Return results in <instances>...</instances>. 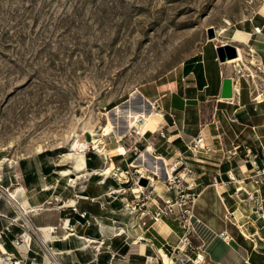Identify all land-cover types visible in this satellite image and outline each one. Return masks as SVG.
I'll return each mask as SVG.
<instances>
[{
    "label": "rangeland",
    "instance_id": "obj_1",
    "mask_svg": "<svg viewBox=\"0 0 264 264\" xmlns=\"http://www.w3.org/2000/svg\"><path fill=\"white\" fill-rule=\"evenodd\" d=\"M262 11L264 0H0V182L5 194L37 181L49 184L45 211L52 213L60 205L67 220L73 214L89 215L70 200L82 195L89 201L91 186L102 180L115 210L126 206L122 198L130 182L136 190L143 187L142 197L148 196L151 189L142 179L149 182L151 162L138 158L140 135L112 109L149 110L152 106L143 100L150 96L152 105L158 104L152 110L162 115L168 95L155 96L156 85L182 68L194 70L195 61L224 44L241 49L240 61L218 62L219 72L233 79L240 94V85L248 86L244 77H256L259 67L252 50L230 40L235 28L255 22ZM136 91L140 95L131 99ZM107 118L119 135H103ZM92 138L104 152H97ZM76 139L88 144L83 156L93 169L76 172L74 159L65 154ZM112 146L130 147L131 155L115 156ZM111 163L110 174L100 175ZM67 169L71 173L63 175ZM8 183L15 185L9 189ZM191 192L197 200L199 193ZM30 194L34 200L39 197L37 189ZM120 220L111 221L120 246L130 240L125 231L119 235V227L127 232L146 223ZM82 224L88 226L85 220ZM65 225L68 233L80 226L73 218Z\"/></svg>",
    "mask_w": 264,
    "mask_h": 264
},
{
    "label": "crops",
    "instance_id": "obj_2",
    "mask_svg": "<svg viewBox=\"0 0 264 264\" xmlns=\"http://www.w3.org/2000/svg\"><path fill=\"white\" fill-rule=\"evenodd\" d=\"M255 25L262 26L260 32H254ZM233 37L231 43L254 52L259 67L256 77H244L248 86L243 82L240 94L233 88L234 96L221 97L224 75L218 70L216 49L204 54L202 61H195L196 66L191 68L194 70L184 72L182 68L169 81L156 85L155 96L168 95L165 103L161 101L164 113L154 130L139 134L143 149L137 151L138 158L145 154L151 162L148 196L142 197V191L136 192L130 182L122 198L126 206L115 210L106 198L110 195L104 193L102 186L106 182L102 180L91 186L89 201L82 195L79 200H70L89 215L73 214L74 223L80 226L68 233L65 223L72 218H65L58 209L60 205L52 213L45 211L49 184L37 181L34 185H20L12 190L14 198H10L0 182V230L9 228L0 239V259L6 251L25 264H158L160 250L171 253L183 232L169 215L156 221L152 218L163 200L174 197V191L165 184V175L170 172V164L183 157L192 170L188 179L193 191L199 193L193 208L199 220L194 222V238L196 243L202 242L207 260L212 264H264V11L255 22L235 28ZM144 98L151 101L150 96ZM200 137L201 147L193 151L192 144ZM122 147L130 156L131 148ZM234 149L238 151L232 156ZM154 162L161 165L158 174ZM85 163V169H93L86 159ZM14 185L8 183L7 188ZM33 189L39 195L36 200L30 194ZM106 189L113 190L111 186ZM132 219L146 223H137L127 232L119 227V235L125 231L130 240L120 246L111 221ZM84 220L88 222L86 227ZM221 232L229 239H221ZM19 236L24 241L15 245ZM82 237L100 245L93 246L94 242L87 246Z\"/></svg>",
    "mask_w": 264,
    "mask_h": 264
},
{
    "label": "built area",
    "instance_id": "obj_3",
    "mask_svg": "<svg viewBox=\"0 0 264 264\" xmlns=\"http://www.w3.org/2000/svg\"><path fill=\"white\" fill-rule=\"evenodd\" d=\"M260 30L261 28L259 27L254 28V32L256 33ZM161 135H163V133ZM200 141L201 137L192 144L193 151L197 147H201ZM237 151V149H234L230 152V154L235 156ZM246 151H248V148H246ZM191 173L192 170L185 161V158L180 157L174 162L171 166L170 172H167L165 175V184L169 190L174 191V197L163 200L161 206L158 207L157 212L153 213L152 218L156 221L162 215H169L176 220L182 228L183 232L179 239V243L172 249L170 254L174 264H212L209 260H207V253L204 250L202 242H193V238L195 237L194 222L196 221L199 223V220L193 212L197 195L191 192L193 185L188 179ZM256 181L258 182L259 180ZM84 215L85 214H83V216ZM8 230V226L0 230V239L3 237L4 232ZM219 237L224 241L229 239L225 232H221ZM23 241V237L19 236L14 240V244L19 245ZM0 264L25 263L24 260L17 259L12 253L4 251L2 252ZM108 264L111 263L109 262Z\"/></svg>",
    "mask_w": 264,
    "mask_h": 264
},
{
    "label": "bare ground",
    "instance_id": "obj_4",
    "mask_svg": "<svg viewBox=\"0 0 264 264\" xmlns=\"http://www.w3.org/2000/svg\"><path fill=\"white\" fill-rule=\"evenodd\" d=\"M226 23H229L228 21H226ZM261 31V30H260ZM259 31V32H260ZM238 34H241V32H238ZM218 37H221L219 34H217ZM217 40V39H216ZM226 45V44H224ZM223 45V46H224ZM238 53V57L234 58V59H230L224 62V64H231L233 62L236 61H240L242 59V53H241V49L238 47H235ZM140 95L139 91H136L134 93L131 94V99L134 98L135 95ZM144 104H148L150 106L151 103L147 100L144 99L143 100ZM144 106V105H143ZM153 106L151 107V109L146 110L145 108L139 111L133 110L131 107L129 108H123L121 105H118L116 107H114L112 110L114 112L115 115H117L118 117L124 116L126 119V127L129 129L135 128L136 131L139 134H144L146 132V130L151 129L154 130L157 127V123L159 121V119L161 118L160 113H158L157 111H153ZM152 110V111H151ZM92 136H94V130L90 131ZM116 133L117 135H119L120 133H118V129H115L114 123L111 120V118H107V125L106 127L103 128V135H109L110 133ZM92 143L94 144V148L97 149L98 153H102L104 152V149L101 148V146L99 145V143L97 144V140L92 138ZM86 143H81L78 141V139L74 140V142L70 145V149L67 153H65L67 156H69V158L74 159V163H75V170L76 172H80L83 171L86 167V163H85V159H84V150L87 148ZM39 153L41 152V149H39L38 151ZM114 153L117 154H125V150L123 147H119L115 150H113ZM141 157L145 160V154H142ZM162 160V158H160ZM4 160H8L7 158H4ZM1 163V161H0ZM165 163V160L163 161V163H161V165H163ZM159 163L154 162V166L155 168V172L158 174L159 173V168L161 166ZM113 167V164L111 163L110 166L106 167L102 172L101 175L102 176H107L110 174V170ZM141 171L143 172L144 169L141 168ZM71 171L69 169L62 171L63 175H68L70 174ZM79 178V175L77 176V179ZM74 179L72 178L71 181H73ZM143 187L138 186V189L136 190L137 192H139ZM114 192H119V191H114ZM8 196L10 198H14V192L9 191ZM24 212H28L27 210H25ZM52 229V228H51ZM120 230V228H119ZM50 237L49 235H47V238ZM83 238V237H82ZM85 240L86 243L91 244L96 242L93 239L90 238H83ZM134 244H137L136 242H134ZM88 246V245H87ZM140 251L143 254L144 252V245L141 244L140 245ZM160 258L162 260V264H174L173 260L171 257H169L164 251L160 250Z\"/></svg>",
    "mask_w": 264,
    "mask_h": 264
},
{
    "label": "water",
    "instance_id": "obj_5",
    "mask_svg": "<svg viewBox=\"0 0 264 264\" xmlns=\"http://www.w3.org/2000/svg\"><path fill=\"white\" fill-rule=\"evenodd\" d=\"M209 39L214 37L213 31L210 28L209 31ZM216 53L218 56V60L219 62H225L227 60L230 59H234L236 57H238V53L237 50L235 48V46L230 45V44H226V45H222L216 48ZM233 85H232V78L231 77H226L223 79L222 81V88H221V97L224 99H228L231 98L233 96ZM142 184L144 186L147 185V179L143 178L142 179Z\"/></svg>",
    "mask_w": 264,
    "mask_h": 264
}]
</instances>
